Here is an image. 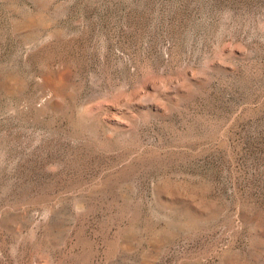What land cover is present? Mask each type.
<instances>
[{
  "label": "rangeland",
  "instance_id": "rangeland-1",
  "mask_svg": "<svg viewBox=\"0 0 264 264\" xmlns=\"http://www.w3.org/2000/svg\"><path fill=\"white\" fill-rule=\"evenodd\" d=\"M0 264H264V0H0Z\"/></svg>",
  "mask_w": 264,
  "mask_h": 264
}]
</instances>
